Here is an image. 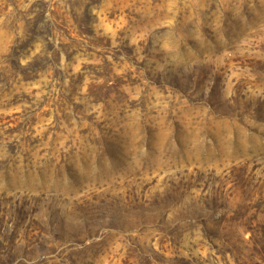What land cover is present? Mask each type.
<instances>
[{
    "label": "rangeland",
    "instance_id": "obj_1",
    "mask_svg": "<svg viewBox=\"0 0 264 264\" xmlns=\"http://www.w3.org/2000/svg\"><path fill=\"white\" fill-rule=\"evenodd\" d=\"M262 238L264 0H0V264H264Z\"/></svg>",
    "mask_w": 264,
    "mask_h": 264
},
{
    "label": "trees",
    "instance_id": "obj_2",
    "mask_svg": "<svg viewBox=\"0 0 264 264\" xmlns=\"http://www.w3.org/2000/svg\"><path fill=\"white\" fill-rule=\"evenodd\" d=\"M257 240L258 241L255 242L254 253L264 259V238ZM259 240H261L262 242H260Z\"/></svg>",
    "mask_w": 264,
    "mask_h": 264
}]
</instances>
